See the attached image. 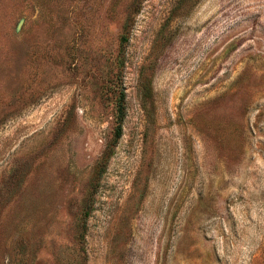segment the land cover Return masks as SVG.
I'll return each instance as SVG.
<instances>
[{"label":"rangeland","instance_id":"rangeland-1","mask_svg":"<svg viewBox=\"0 0 264 264\" xmlns=\"http://www.w3.org/2000/svg\"><path fill=\"white\" fill-rule=\"evenodd\" d=\"M0 264H264V0H0Z\"/></svg>","mask_w":264,"mask_h":264},{"label":"trees","instance_id":"trees-1","mask_svg":"<svg viewBox=\"0 0 264 264\" xmlns=\"http://www.w3.org/2000/svg\"><path fill=\"white\" fill-rule=\"evenodd\" d=\"M119 112H120V119H119L117 129H116V133H115L116 139L121 136V121H122L121 118L123 117V107L122 106H120Z\"/></svg>","mask_w":264,"mask_h":264}]
</instances>
